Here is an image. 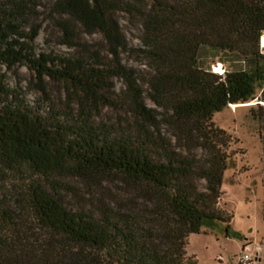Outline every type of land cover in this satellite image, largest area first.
I'll use <instances>...</instances> for the list:
<instances>
[{
    "label": "trees",
    "instance_id": "trees-1",
    "mask_svg": "<svg viewBox=\"0 0 264 264\" xmlns=\"http://www.w3.org/2000/svg\"><path fill=\"white\" fill-rule=\"evenodd\" d=\"M41 2L0 0V264H195L187 238L232 218L217 204L234 154L213 115L264 96V0H50L69 55L36 53ZM119 12L141 27L139 48ZM131 52L144 74L123 64ZM21 67L47 109L7 84ZM104 109L117 119L99 122ZM112 176L142 188L150 215L68 206L69 179Z\"/></svg>",
    "mask_w": 264,
    "mask_h": 264
},
{
    "label": "rangeland",
    "instance_id": "rangeland-1",
    "mask_svg": "<svg viewBox=\"0 0 264 264\" xmlns=\"http://www.w3.org/2000/svg\"><path fill=\"white\" fill-rule=\"evenodd\" d=\"M49 2H41L39 20H42V27L34 42L35 51L69 55L74 51L61 44L60 33L46 18L45 7ZM115 18L128 45L139 48L141 27L137 21L122 12L115 14ZM88 40L99 41L100 36L95 35ZM259 46L264 53V48ZM121 59L123 64L134 67L140 74L146 71L142 58L132 52L123 53ZM225 68L219 63L211 66V70L218 73H223ZM6 77L7 84L29 105L47 109V105L38 106L40 96L33 88L34 79L26 68H17L14 74L7 73ZM114 88L116 91L123 88L119 79L114 80ZM48 92L52 104H62L64 95L60 88L51 84ZM261 97L264 96L258 89L254 100L229 106L213 115V124L230 137L229 151L234 154V165L224 172L220 187L222 196L217 204L220 211L232 218L229 224L213 222L204 225L199 234L187 238L186 256L195 260V264H238L243 254L249 255L254 264H264V103L259 101ZM144 101L148 107L160 111L148 99L147 93ZM117 117V112L104 109L97 120L108 123ZM162 129L164 133L170 131L166 125ZM67 184L70 190L65 198L69 207L95 208L99 205L128 215H150L148 209L152 206L144 199L142 188L121 177L112 176L96 185L76 179H69Z\"/></svg>",
    "mask_w": 264,
    "mask_h": 264
},
{
    "label": "built area",
    "instance_id": "built-area-1",
    "mask_svg": "<svg viewBox=\"0 0 264 264\" xmlns=\"http://www.w3.org/2000/svg\"><path fill=\"white\" fill-rule=\"evenodd\" d=\"M252 262V258L247 254L241 255L238 259L239 264H252Z\"/></svg>",
    "mask_w": 264,
    "mask_h": 264
},
{
    "label": "bare ground",
    "instance_id": "bare-ground-1",
    "mask_svg": "<svg viewBox=\"0 0 264 264\" xmlns=\"http://www.w3.org/2000/svg\"><path fill=\"white\" fill-rule=\"evenodd\" d=\"M260 45L264 48V35L260 39Z\"/></svg>",
    "mask_w": 264,
    "mask_h": 264
}]
</instances>
